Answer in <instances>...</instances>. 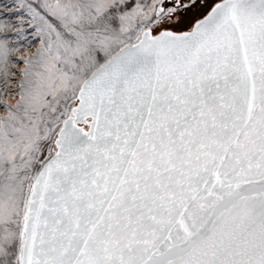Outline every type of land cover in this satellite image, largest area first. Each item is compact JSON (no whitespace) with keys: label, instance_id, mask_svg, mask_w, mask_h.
Masks as SVG:
<instances>
[{"label":"water","instance_id":"obj_1","mask_svg":"<svg viewBox=\"0 0 264 264\" xmlns=\"http://www.w3.org/2000/svg\"><path fill=\"white\" fill-rule=\"evenodd\" d=\"M77 96L20 264H264V0L146 28Z\"/></svg>","mask_w":264,"mask_h":264},{"label":"rangeland","instance_id":"obj_2","mask_svg":"<svg viewBox=\"0 0 264 264\" xmlns=\"http://www.w3.org/2000/svg\"><path fill=\"white\" fill-rule=\"evenodd\" d=\"M160 1L0 0V264H20L34 178L84 80L148 27L192 30Z\"/></svg>","mask_w":264,"mask_h":264},{"label":"flooded vegetation","instance_id":"obj_3","mask_svg":"<svg viewBox=\"0 0 264 264\" xmlns=\"http://www.w3.org/2000/svg\"><path fill=\"white\" fill-rule=\"evenodd\" d=\"M166 1L170 3V5H165L164 2ZM225 1L227 0H161L157 6V10L161 9L165 17L174 25L191 24L192 30H175L167 28L158 34L153 30V34L154 36L163 32L192 34L195 25L206 19L217 5Z\"/></svg>","mask_w":264,"mask_h":264},{"label":"bare ground","instance_id":"obj_4","mask_svg":"<svg viewBox=\"0 0 264 264\" xmlns=\"http://www.w3.org/2000/svg\"><path fill=\"white\" fill-rule=\"evenodd\" d=\"M155 6H156V5H153L152 10L155 8ZM156 8H157V7H156ZM151 14H152V11L149 10V15H151Z\"/></svg>","mask_w":264,"mask_h":264},{"label":"trees","instance_id":"obj_5","mask_svg":"<svg viewBox=\"0 0 264 264\" xmlns=\"http://www.w3.org/2000/svg\"><path fill=\"white\" fill-rule=\"evenodd\" d=\"M87 129H90V126L89 125H87V126H85Z\"/></svg>","mask_w":264,"mask_h":264}]
</instances>
